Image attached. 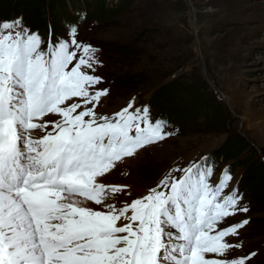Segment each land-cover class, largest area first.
Here are the masks:
<instances>
[{
  "label": "snow or ice",
  "instance_id": "obj_1",
  "mask_svg": "<svg viewBox=\"0 0 264 264\" xmlns=\"http://www.w3.org/2000/svg\"><path fill=\"white\" fill-rule=\"evenodd\" d=\"M21 27L20 19L0 22V264H246L255 253L229 260L241 245L225 238L248 221L218 230L248 211L235 191L224 194L233 179L227 170L213 186L212 169L194 164L131 204H104L108 191L123 188L97 178L166 139L165 122H153L147 106L131 111L134 100L111 118L97 117L108 92L91 94L101 78L82 71L93 68L95 50L77 44L73 29L71 43L83 56L69 69L76 53L68 44L45 54L39 35ZM74 97L83 105L67 103ZM49 114L61 119L44 121ZM36 129L46 134L35 138Z\"/></svg>",
  "mask_w": 264,
  "mask_h": 264
},
{
  "label": "rangeland",
  "instance_id": "obj_2",
  "mask_svg": "<svg viewBox=\"0 0 264 264\" xmlns=\"http://www.w3.org/2000/svg\"><path fill=\"white\" fill-rule=\"evenodd\" d=\"M66 1L0 0V8L5 9L3 19H14L10 22L21 18L16 13L21 7L29 13L28 18L33 13L41 14L42 23L36 24L33 19V27L27 30L39 35L45 54L61 43L68 44L69 51L76 53L69 69L83 56L82 50L71 43L73 29L77 44L95 50L93 68L83 67L82 71L101 78V83L89 87L91 94L108 92L95 106L97 117L111 118L134 100L131 111L147 106L153 122H165L167 138L133 155L134 167L138 168L134 170L136 179L148 192L158 188L166 176L181 177L183 172L176 169L198 164L204 154L220 150L223 141L227 147L229 142L243 140L242 149L234 151L231 158L218 157L213 167H201L212 169L209 182L213 186L227 170L233 179L224 194L235 191L242 197L238 207L248 209L218 225L225 228L248 221L229 242L241 247L230 249L227 259L248 257L254 251L246 264H264V201L256 202L245 180L252 174L256 194L264 198V128H248L244 121L245 114H264V0H130L122 7L119 0H105L111 12L102 7V0L96 7V0H88L93 3L90 9H84L82 0ZM24 28L22 25L21 31ZM206 76L212 85L204 81ZM187 84L201 87L193 92ZM234 85L238 97L250 100L249 108L229 105L221 98L230 96ZM73 100L83 105L81 98ZM207 102L218 106L224 115L220 119L218 114L213 115ZM83 110L81 107L77 111ZM129 176L125 174V178ZM122 188L121 193L129 191ZM108 193L105 203L115 205L117 201L110 200Z\"/></svg>",
  "mask_w": 264,
  "mask_h": 264
},
{
  "label": "bare ground",
  "instance_id": "obj_3",
  "mask_svg": "<svg viewBox=\"0 0 264 264\" xmlns=\"http://www.w3.org/2000/svg\"><path fill=\"white\" fill-rule=\"evenodd\" d=\"M232 90L233 93L230 96L227 97L225 94L222 95L221 98L222 99L224 98L229 105L231 103L233 106L243 105L249 108L250 100L247 98L238 97L235 91V85ZM57 120H59V116L55 114H49L44 118V121H57ZM244 121L248 128H256L259 131H261V129L264 128V114H258L254 112L245 114ZM41 123H43V121H41ZM51 127H52L51 123H49L46 131H52ZM45 134L46 132L40 129H37L35 133L32 132V135L35 136L36 138H40ZM134 158L135 156L133 157V155L129 157H124L121 161L116 163L114 169L115 171L107 172L104 176L97 178L98 182L104 183L105 185L108 186L120 185L122 187L129 188V191L127 193L118 192L115 193V195L113 196H111L110 194L111 192L109 191L108 198L110 200L117 201V203L115 204L117 208L123 207L124 206L123 203L129 200H131V202H129L128 204H131L134 200L142 198L148 195L150 192V191L148 192L145 188H143L144 186L140 183V180L136 179L135 176L136 174H134V170L138 168L134 167V163H135L133 162ZM125 174H129L130 176L128 178H125ZM105 204H107V202ZM84 206L93 208L94 210H98V211H107V209L103 208L102 205H96L91 201L86 202ZM123 223H124L123 220L119 222V224H123Z\"/></svg>",
  "mask_w": 264,
  "mask_h": 264
},
{
  "label": "trees",
  "instance_id": "obj_4",
  "mask_svg": "<svg viewBox=\"0 0 264 264\" xmlns=\"http://www.w3.org/2000/svg\"><path fill=\"white\" fill-rule=\"evenodd\" d=\"M39 15H35V17H34V19H36L37 21H39ZM32 20H30V21H33V18H31ZM202 84L204 85L205 83L204 82H202ZM188 87V89H189V87H190V89H192V91L194 92H196V90H197V88H199V87H201L200 86V84H187V86H186V88ZM190 91V90H189ZM198 104H200L201 102L200 101H196ZM208 104H210L209 102H207ZM211 105V110H212V112H214V114L213 115H217L218 114V116H217V118H221V116L223 115V114H221L220 113V110H219V108H218V106H216L215 104H213V103H211L210 104ZM241 143V147H243V145L244 144H242L243 143V140L242 141H237V143ZM239 143V144H240ZM231 152H232V148L229 150V152H228V155H231ZM264 167V166H263ZM245 180H246V182H248V184L250 185H253L254 184V178H253V175L252 174H249V176H248V174H247V176H246V178H245Z\"/></svg>",
  "mask_w": 264,
  "mask_h": 264
},
{
  "label": "water",
  "instance_id": "obj_5",
  "mask_svg": "<svg viewBox=\"0 0 264 264\" xmlns=\"http://www.w3.org/2000/svg\"><path fill=\"white\" fill-rule=\"evenodd\" d=\"M192 10H193V13H195V12H194V9H192ZM193 17H194V15H193ZM192 26H193V27L195 26L194 18H193V20H192Z\"/></svg>",
  "mask_w": 264,
  "mask_h": 264
}]
</instances>
